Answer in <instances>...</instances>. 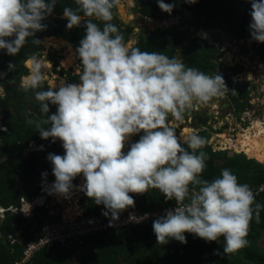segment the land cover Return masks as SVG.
Instances as JSON below:
<instances>
[{"label": "clouds", "instance_id": "9594fccd", "mask_svg": "<svg viewBox=\"0 0 264 264\" xmlns=\"http://www.w3.org/2000/svg\"><path fill=\"white\" fill-rule=\"evenodd\" d=\"M55 4L56 0H0V50L15 56L29 38L41 45L35 34L46 30L42 21ZM118 4L119 0H75L77 7L63 10L68 30L82 23L86 28L76 49L81 61L76 72L79 83L61 82L58 88L38 90L46 78L42 61L36 55L23 61L28 74L21 77L19 88L34 91L41 112L47 115L36 123L40 136L61 141L65 149L63 156H48L55 176L48 187L54 194L67 195L74 187L72 181L82 174L85 183L80 190L103 205L107 209L103 214H110L113 221L134 207L130 193L157 189L178 205L153 222L158 244L170 239L186 244L184 234L191 233L208 242L222 237L223 253H235L248 245L249 225L254 218L259 222L264 205L255 203L251 187L239 183L229 169L211 182L201 179L207 154L199 150L207 140L195 129L178 136L168 121L169 115L182 121L186 111L224 95L229 91L226 82L220 73L208 75L186 67L178 58L130 47L111 23ZM251 4V36L264 43V0H251ZM158 5L167 13L174 8L164 0H158ZM15 68L9 64V70ZM49 102L58 106L52 115H48ZM140 132L144 135L124 154L126 141ZM8 210L2 211L12 214Z\"/></svg>", "mask_w": 264, "mask_h": 264}, {"label": "trees", "instance_id": "16d2710c", "mask_svg": "<svg viewBox=\"0 0 264 264\" xmlns=\"http://www.w3.org/2000/svg\"><path fill=\"white\" fill-rule=\"evenodd\" d=\"M50 2L51 0H46V3ZM164 3L174 5L171 13L162 11L158 0H148L139 8L138 13L156 20L163 12L167 17H181L183 26L191 25L210 31L220 30L224 37L251 41L264 64V43L253 40L251 36V0H196L195 3H189L188 0H164ZM65 7H77L75 0H56L51 15L42 21L47 26L46 30L37 32L34 37L41 41V45L33 44L32 38H29L21 52L15 56L8 55L6 50H0V74H4L3 78H0V86L4 89V95L0 94V206L6 210L22 207V185L25 200L30 203L35 201L42 190L55 182L53 165L48 156L58 154L61 148L43 152L29 150L32 143H36L37 146L52 147L55 142L51 138L47 140L41 138L36 123L47 119V115L41 112L40 102L35 99L34 91L25 92L19 88V84L21 77L28 74L23 61L32 55L41 56L46 49L43 45L45 38H62L79 47L80 41L86 35L85 25L82 23L79 27L68 30V21L61 18L64 16ZM117 10L118 5L113 11ZM186 13H191V16L185 15ZM93 22L103 27L101 22L95 20ZM111 23L119 28L124 41L129 43L133 28L131 26L127 29L122 28L118 16H114ZM159 35H162L161 40H158ZM187 37L188 32L185 31L157 30L147 37H142L135 47L142 51L160 50L169 58H177L181 51L180 59L186 67H194L207 74L205 70L207 66L203 68L202 65H207L205 64L207 59L218 60L222 56L220 48L210 47L202 39L193 40L190 37L186 39ZM184 41H188L189 46L181 49ZM208 48L210 50L206 51L205 49ZM199 49L200 53L197 51ZM10 63L16 65L14 71L9 70ZM60 74L69 78V83L80 82L78 75H72L71 71L62 69ZM49 87L48 81L45 80L42 88L38 90H47ZM229 93L233 100L238 102L239 107L249 105V102L245 101L249 95L246 89L230 87ZM241 100L244 102L242 103ZM57 107L49 102L48 115L56 113ZM12 109L14 113L11 112ZM28 110H31L33 115L28 113ZM191 112L202 122L209 118L194 108ZM168 121L171 123L172 119L168 118ZM42 127L47 128L49 125L42 124ZM182 129H184L183 125ZM176 132L179 136V130ZM143 135V132L136 134L135 143ZM200 136L203 137V132ZM183 146L187 148L186 144ZM27 151L31 152L28 157L25 155ZM128 151H124V154ZM199 151L207 154L206 167L201 179L211 182L221 178L222 170L229 169L237 176L239 183L251 187L255 194V203L264 205V164L250 159L243 153L230 156L228 151H215L208 141ZM45 173L46 176L43 175ZM81 175L74 181L80 180ZM130 195L135 205L123 211L119 218H126L130 212H135L144 215L156 213L158 219L178 206L174 200H167L157 189L149 188L144 194L130 193ZM82 206L86 219L99 218L107 211L103 205L95 204L88 197ZM39 212L42 217H47L49 214L45 209H39L37 213ZM35 219L37 224H33L21 211L14 216L6 212L4 219L0 217V264L21 263L27 243L35 241L37 237H34L40 235L45 226L41 218ZM58 221L60 220L53 218L50 223ZM153 222L118 231L110 230L85 238L79 246L83 253L80 264H264V249L258 247V242L264 237V207L260 210L259 222L254 218L249 225L248 245L232 254L223 253L225 241L222 237L215 242H208L191 233L184 234L187 239L186 244L170 239L167 244L160 245L153 230ZM10 236L14 241L9 238ZM20 238L25 240L23 247H20ZM74 255L75 251L72 248L55 247L37 254L30 264H71Z\"/></svg>", "mask_w": 264, "mask_h": 264}, {"label": "rangeland", "instance_id": "374dc122", "mask_svg": "<svg viewBox=\"0 0 264 264\" xmlns=\"http://www.w3.org/2000/svg\"><path fill=\"white\" fill-rule=\"evenodd\" d=\"M147 1L148 0H119L118 10L121 12V15L118 17L122 22V28L127 29L130 26L133 28L131 41L128 43L130 47H135L139 38L147 37L157 30L189 31L185 26L178 25V18H168L163 12L158 15V21H154V19L147 18L143 15L141 16L138 10ZM185 15H187V13ZM61 18H64V16ZM199 28L198 30H200ZM202 33L208 32L202 30L199 32V36ZM161 36L162 35H159L158 40H161ZM218 36L220 35H216V37ZM186 39H188V37ZM197 39L200 40V38ZM43 41V45L46 49L41 56L37 57L44 65L42 71L46 73L45 80L48 81V85L50 87L57 86L58 88L61 82L69 83V78L61 75L60 71L65 69L71 71L72 75H77V68L81 66V61L76 52L78 47L69 41L65 40L59 42L58 39L55 38H46ZM191 41L192 40H190V43ZM217 41L223 46L221 51L222 59L219 62V66H216L214 62L207 59L205 64H213L210 70H208V68L205 69L207 74L215 75L220 73L228 88L246 89L249 95L247 99L245 98V101H249L251 104H247L242 108L239 107L238 102H233L229 91H227L224 95L215 97L207 102L204 107H202V104L198 105V108L203 114L210 116L209 122H202L200 119L194 118L193 116L188 117L187 113H190L191 109L185 112L182 121H176L169 115L172 119L171 126H173L175 130H179V135H187L190 130L193 129L197 130L199 135L203 132V137L208 143L212 144L215 151H228L230 156L243 153L248 155L250 159H253L255 157H251L246 149L249 148L248 141L252 140V136L255 137L259 134L258 130L264 132V64L260 66L257 65V62L255 63V60L251 57V45L248 42H234L233 38L230 36H220V38H217ZM156 44L158 43L156 42ZM187 45L188 42L184 41L181 49L186 48ZM205 50L209 51L210 48ZM158 51L160 52V50ZM197 51L200 53V49ZM57 63H59L58 67H56ZM207 65H202V67L205 68ZM80 70L82 71V67ZM0 94L4 95V91L0 92ZM224 105H228V107L225 108ZM238 109L240 110L238 111ZM11 112L14 113V110L12 109ZM28 113L33 115L31 110H28ZM224 124L227 125L225 131L223 130ZM182 125L184 126L183 130H181ZM135 137L136 134L130 136V139L125 143L123 152L130 150L131 145L135 143ZM261 143H264V140L261 141ZM56 148H61L56 155L63 156L65 154V149L62 146V142L59 140H56L55 145L52 147L37 146L36 143H32L29 150L31 152H43L49 150L54 151ZM31 152L27 151L25 154L26 157H28ZM257 161L260 162L258 159ZM260 163L264 164V162ZM74 180L72 181L74 187L69 194H54L52 193L51 187H46L45 191L48 198H43V201L37 204V209H35L34 206L22 209L25 211L28 210V218L31 219L33 224H37L35 218H43L40 212L37 213L39 209H45L49 212V218L46 219L47 222H49L51 218H55L61 222H72L76 221L81 215L83 216L84 210H82V204L86 203L87 195L84 191L82 193L80 192V186L85 183V180L83 175H81L80 180L78 179L77 182ZM76 195L78 199L74 198ZM77 205L80 208L82 207L81 213L77 215L78 211H76V217L72 218L70 217L71 208H74L73 211L77 210ZM12 213L16 214L15 212ZM5 215L6 212H0V217L2 219H4ZM34 215L37 216L34 218ZM154 215L157 216L156 213ZM258 245V247L264 249V237L260 239ZM79 250L80 248L73 249L75 255L71 264H80L83 253Z\"/></svg>", "mask_w": 264, "mask_h": 264}, {"label": "built area", "instance_id": "2783aa9c", "mask_svg": "<svg viewBox=\"0 0 264 264\" xmlns=\"http://www.w3.org/2000/svg\"><path fill=\"white\" fill-rule=\"evenodd\" d=\"M52 186V185H51ZM50 186V187H51ZM44 199H47L48 196L46 195L45 189L41 191L40 195L36 198V200L29 204L26 202L25 199L22 200V208L20 209L28 218V210H22L29 206H34L35 209H37V204L39 202H42ZM44 204V203H42ZM84 210V209H82ZM175 209H173L174 211ZM8 211L18 213V208H11ZM36 215H34V218ZM131 217H135L137 219H131ZM158 215L154 214H147L145 216L144 214H137L135 212H130L128 214V217L126 218H119V220H111V215L109 214L108 217H106L104 214L99 218H92V219H86L83 216L76 219V221L68 222V221H58L56 223H50L46 221L47 217L41 218L44 222L45 226L42 230V233L38 236H35V241L30 242L26 245V250L24 253V258L21 261V263L17 264H30L34 257L43 252L44 250H51L55 247H61V248H72L76 249L79 248V246L82 245L83 240L85 238H88L91 235L95 234H101L104 232H108L110 230L118 231L119 229H127L131 226H137L139 224H145L150 223L156 220ZM30 219V218H29ZM10 239H12V236H10ZM14 241V240H13Z\"/></svg>", "mask_w": 264, "mask_h": 264}, {"label": "flooded vegetation", "instance_id": "af4514ba", "mask_svg": "<svg viewBox=\"0 0 264 264\" xmlns=\"http://www.w3.org/2000/svg\"><path fill=\"white\" fill-rule=\"evenodd\" d=\"M188 16V15H187ZM178 18L179 19V26L181 25V26H183L182 25V18L181 17H179V16H174V17H168V18H171V19H173V18ZM159 19H156V20H154V21H158ZM186 28H188L187 30H189V31H187L188 32V37H190L191 36V38L192 39H197V38H199V32L200 31H207L208 33V36L207 37H205V38H203L202 40L204 41V42H206L210 47H218V48H220V51H222V49H223V46L221 45V43L219 42V41H217V38H220V36H222V37H224L223 36V32L222 31H210V30H207V29H203V28H199L200 30H198V28H196V27H193V26H191V25H189V26H185ZM198 32V33H197ZM216 35H220V36H218V37H216ZM195 37H197V38H195ZM234 40V42H240V43H242L240 40H237V39H233ZM131 41V40H130ZM188 42V41H187ZM246 42V41H245ZM250 52L252 53V55H251V57L255 60V63L257 62V65H260L261 66V64H263L262 63V61H261V59H260V57H259V55L257 54V52H256V50L253 48V46L251 47V49H250ZM180 54L177 56V58L178 59H180L181 58V51L179 52ZM222 59V56L221 57H219L218 58V60L217 59H210L212 62H214V64L216 65V66H219V62H220V60ZM181 60V59H180ZM213 65V64H212ZM207 68H208V70H210L211 68H212V66L211 65H207ZM219 68V67H218ZM229 89V88H228ZM230 94V93H229ZM232 98V97H231ZM247 99V98H246ZM232 101L233 102H236V101H234L233 100V98H232ZM241 102L243 103L244 102V100H241ZM247 102H249V101H247ZM249 104H251L250 102H249ZM203 106L202 107H204L205 106V104H202ZM211 106V105H210ZM197 107V108H196ZM196 107H194V109L196 110V111H198L200 114H203L202 113V111L198 108V106H196ZM224 107L225 108H227L228 107V105H224ZM240 109H238V111H239ZM191 113V114H190ZM190 113H187V115H188V117H191V116H193L194 118H197V119H199V117H196L195 115H193L192 114V112L190 111ZM232 114V113H231ZM206 115V114H205ZM171 116V115H170ZM169 116V118H171ZM207 116V115H206ZM207 117H209L208 118V120H210V116H207ZM205 121V122H209V121ZM172 123V122H171ZM170 123V124H171ZM210 128H212V127H210ZM227 128V125H223V130L225 131V129ZM183 130V129H182ZM222 131V130H221Z\"/></svg>", "mask_w": 264, "mask_h": 264}, {"label": "bare ground", "instance_id": "6f19581e", "mask_svg": "<svg viewBox=\"0 0 264 264\" xmlns=\"http://www.w3.org/2000/svg\"><path fill=\"white\" fill-rule=\"evenodd\" d=\"M120 12V11H119ZM121 13V12H120ZM59 42H63V40H58ZM66 45V44H65ZM49 64V63H47ZM250 131V130H249ZM259 131V134L256 135L255 137L252 136V140L248 141V144H249V148L246 149V151L248 153H250L251 157H257V159L260 161V162H264V143H261V141L264 140V132H261L260 130ZM250 137V136H249ZM130 139V137H129ZM128 139V140H129ZM127 140V141H128ZM83 185V184H82ZM81 185V186H82ZM52 190V189H51ZM80 192L82 193L83 191L80 190ZM80 194V193H79ZM59 196V195H58ZM68 198V197H67ZM74 198H77L78 199V196L76 195ZM72 206V205H71ZM74 209V208H73ZM71 208V212H70V217L74 218L76 217V211L77 212V215H79L78 213H81V208L78 207L77 205V210H74ZM2 210L0 209V212ZM82 216V215H81Z\"/></svg>", "mask_w": 264, "mask_h": 264}, {"label": "water", "instance_id": "95a60500", "mask_svg": "<svg viewBox=\"0 0 264 264\" xmlns=\"http://www.w3.org/2000/svg\"><path fill=\"white\" fill-rule=\"evenodd\" d=\"M120 15H121V13L119 12V10L114 11V16H120ZM187 15H188V16H191V13H187ZM207 36H208L207 33H202V34H200L199 38H200V39H203V38H205V37H207ZM140 41H141V38L138 39V42H140ZM241 42H244V40H242ZM247 42L251 45V47L253 46V44H252L251 41H247ZM196 108H197V107H196ZM253 159L257 160L256 158H253ZM18 176H19V175H18ZM21 184H22V182H21ZM21 191H22V195H23V197H25V191H24L23 185L21 186ZM81 208H82V207H81ZM0 209H1V210H5L2 206H0ZM14 215H16V214H14V213L11 214V216H14ZM19 244H20V247H23V246H24V244H25V240H24V238H20V240H19Z\"/></svg>", "mask_w": 264, "mask_h": 264}, {"label": "crops", "instance_id": "0c3cea01", "mask_svg": "<svg viewBox=\"0 0 264 264\" xmlns=\"http://www.w3.org/2000/svg\"><path fill=\"white\" fill-rule=\"evenodd\" d=\"M187 44V43H186Z\"/></svg>", "mask_w": 264, "mask_h": 264}]
</instances>
